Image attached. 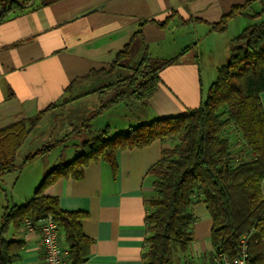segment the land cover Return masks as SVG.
<instances>
[{
	"label": "crops",
	"instance_id": "0c3cea01",
	"mask_svg": "<svg viewBox=\"0 0 264 264\" xmlns=\"http://www.w3.org/2000/svg\"><path fill=\"white\" fill-rule=\"evenodd\" d=\"M245 1L55 0L41 6L33 3L1 20L0 130L45 110L17 148L16 164L79 127L109 93L100 96L98 90L128 78L144 52L155 59L179 57L159 72L156 92L146 107L132 100L118 103L93 119L91 133L109 126L113 134L198 107L217 68L229 59L231 39L246 26L264 21V11L254 20L241 14L228 22L225 31H210L211 23ZM262 5L264 0L253 1L251 11L260 12ZM139 28L142 38H134ZM129 43V57L110 69ZM187 46L191 47L180 55ZM259 98L264 111V92ZM77 139L69 135L45 157L2 175L0 216L6 206L25 203L58 162L74 158L79 152ZM171 146L169 141L155 140L142 148L124 149L116 154L115 173L99 160L83 167L80 179L63 176L46 187L44 193L56 197L62 210L85 213L81 228L91 244L81 264H144L147 200L154 180L149 170L162 149ZM240 150V155L248 156L245 148ZM54 152V163L44 164ZM261 193L264 199V176ZM203 204L198 200L192 206L193 264H206L212 252L211 218ZM41 223L32 229L21 225L7 234L24 241L21 264H44ZM60 243L65 246L61 231Z\"/></svg>",
	"mask_w": 264,
	"mask_h": 264
},
{
	"label": "trees",
	"instance_id": "16d2710c",
	"mask_svg": "<svg viewBox=\"0 0 264 264\" xmlns=\"http://www.w3.org/2000/svg\"><path fill=\"white\" fill-rule=\"evenodd\" d=\"M19 1L27 4L30 0ZM52 1L55 0L35 3L41 6ZM253 1L256 0L233 5L209 25L210 31H225L237 15L244 14L252 20L260 17L264 5L260 12H253ZM21 4L0 0V21L24 10ZM135 37L142 38L140 28ZM230 44L228 61L217 68V77L198 107L113 134L105 126L95 136L78 143L79 152L74 158L60 161L47 171L25 203L6 206L0 216V264H21L24 241L8 236L9 230L18 229L24 220L41 222L48 215L64 236V264H81L91 244L81 228L85 213L62 210L58 199L46 195L44 190L59 177L71 175L80 179L83 167L99 160L115 173L118 151L142 148L155 140L169 141L172 146L162 149L160 159L149 170L154 180L152 196L147 201L149 212L145 220L149 235L144 264H193L189 254L195 221L192 206L198 200L203 201L211 218L212 251L225 254L232 264L245 241L248 264H264L259 244L264 241V111L259 98L264 92V21L246 26ZM130 46L127 44L117 55L110 69L121 66L129 57ZM190 47H185L180 55ZM177 57L155 59L144 52L128 78L98 90L100 96L113 92L111 98L102 100L98 109L70 134L28 154L21 165L45 157L69 135L79 137L81 131L91 134L93 119L118 103L132 100L146 107L156 92L159 72ZM44 111L0 130V177L21 166L15 161L16 150ZM241 148L246 149L248 156L240 155Z\"/></svg>",
	"mask_w": 264,
	"mask_h": 264
},
{
	"label": "built area",
	"instance_id": "2783aa9c",
	"mask_svg": "<svg viewBox=\"0 0 264 264\" xmlns=\"http://www.w3.org/2000/svg\"><path fill=\"white\" fill-rule=\"evenodd\" d=\"M39 226V243L43 252L44 264H64L67 258V248L60 243V231L51 215L41 221ZM22 226L32 229L35 224L24 220ZM248 253L245 241H242L240 253L232 264H248ZM206 264H230L228 257L222 253L211 252Z\"/></svg>",
	"mask_w": 264,
	"mask_h": 264
},
{
	"label": "rangeland",
	"instance_id": "374dc122",
	"mask_svg": "<svg viewBox=\"0 0 264 264\" xmlns=\"http://www.w3.org/2000/svg\"><path fill=\"white\" fill-rule=\"evenodd\" d=\"M35 2H37V0H34V3ZM228 61V60H227ZM213 78H212V80L209 82V83H212L215 79H216V77H217V70H216V74H214L213 76H212ZM112 95H113V92H109L108 93V95H107V97H106V99H109V98H111L112 97ZM135 103V102H134ZM132 106V105H131ZM132 109H133V107H131ZM82 132V134H80L79 135V137H78V142H81L83 139H85V138H89V137H91V136H95L96 135V133L97 132H95V133H91V134H86L84 131H81ZM55 152L54 153H52L45 161H43L44 162V164H47V165H52V163H54L53 161L55 160V158H56V156H55ZM59 160H56V162H58ZM39 162V161H38ZM150 199V198H149ZM148 199V200H149ZM147 200V201H148ZM204 205V204H203ZM204 207H205V205H204ZM259 244H261V248H263V255H264V241L262 242L261 241V243L259 242ZM256 245H258L257 243H256Z\"/></svg>",
	"mask_w": 264,
	"mask_h": 264
},
{
	"label": "water",
	"instance_id": "95a60500",
	"mask_svg": "<svg viewBox=\"0 0 264 264\" xmlns=\"http://www.w3.org/2000/svg\"><path fill=\"white\" fill-rule=\"evenodd\" d=\"M16 1H17L19 4H21L19 0H16ZM33 3H34V0H30L27 4H21V6H22L23 8H27V7L32 6ZM0 13H1V7H0Z\"/></svg>",
	"mask_w": 264,
	"mask_h": 264
}]
</instances>
